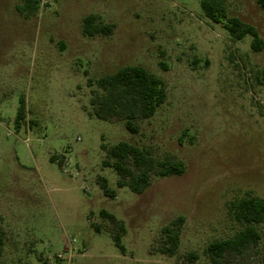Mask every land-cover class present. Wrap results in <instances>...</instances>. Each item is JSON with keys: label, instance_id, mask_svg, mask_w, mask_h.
Instances as JSON below:
<instances>
[{"label": "rangeland", "instance_id": "374dc122", "mask_svg": "<svg viewBox=\"0 0 264 264\" xmlns=\"http://www.w3.org/2000/svg\"><path fill=\"white\" fill-rule=\"evenodd\" d=\"M199 1L39 0L26 18L22 0H0V264H264V222L241 253L212 260L204 252L240 228L232 202L264 199V8L226 1L228 16L257 30L263 47L254 51L249 35L232 39ZM87 15L110 32L85 35ZM126 65L165 85L164 102L136 134L88 114L96 87L87 79ZM120 140L185 170L151 176L140 194L117 187L101 145ZM102 178L115 197L103 194ZM178 216V247L161 253L160 230ZM119 222L123 253L112 239Z\"/></svg>", "mask_w": 264, "mask_h": 264}, {"label": "trees", "instance_id": "16d2710c", "mask_svg": "<svg viewBox=\"0 0 264 264\" xmlns=\"http://www.w3.org/2000/svg\"><path fill=\"white\" fill-rule=\"evenodd\" d=\"M227 0H200V8L204 16L213 23L220 24L234 40H240L246 35L251 37L250 47L259 51L263 41L257 30L250 24L227 14ZM264 8V0H257ZM39 7V0H22L17 10L24 17L30 16ZM94 15L83 18L82 31L87 36L108 34L111 25L95 22ZM264 75V73H263ZM264 80V76H263ZM89 85H95L93 98L90 102L92 110L88 113L95 118L106 120L114 117L123 121L124 128L131 134L139 131V121L152 117L157 108L164 102L166 92L161 78L148 72L138 65H126L115 71L101 75L94 80L87 79ZM24 99H19L14 125L20 128L25 119ZM105 151L102 165L110 167L118 175L117 187H127L135 194L142 193L150 184L151 176L168 177L180 175L185 170L182 161L165 155L157 157L148 147L134 145L120 140L111 146L101 145ZM54 157H50L53 160ZM103 194L115 197V191L110 189L105 178L99 184ZM229 213L240 228L230 237L210 242L204 252L215 260L227 251L241 253L260 240L257 224L264 222V199L256 196H244L231 203ZM101 217L116 223L115 216L106 210L99 211ZM182 216L171 220L160 230V252L173 254L179 244V227ZM97 229V228H96ZM125 227L119 222V232L112 235L115 246L123 253L125 247L121 236ZM2 244L0 240V245Z\"/></svg>", "mask_w": 264, "mask_h": 264}, {"label": "built area", "instance_id": "2783aa9c", "mask_svg": "<svg viewBox=\"0 0 264 264\" xmlns=\"http://www.w3.org/2000/svg\"><path fill=\"white\" fill-rule=\"evenodd\" d=\"M73 240H74V239H73ZM64 251H65V252H68V253H67L68 256L71 257V252H70V250H69V251H66V250L64 249ZM62 255H63L62 253H58V254H57V257H58V258H61Z\"/></svg>", "mask_w": 264, "mask_h": 264}]
</instances>
